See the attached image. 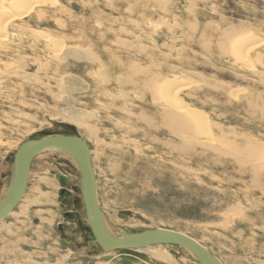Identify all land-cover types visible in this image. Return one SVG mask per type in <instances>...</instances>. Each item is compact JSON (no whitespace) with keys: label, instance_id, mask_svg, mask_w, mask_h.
I'll return each mask as SVG.
<instances>
[{"label":"rangeland","instance_id":"1","mask_svg":"<svg viewBox=\"0 0 264 264\" xmlns=\"http://www.w3.org/2000/svg\"><path fill=\"white\" fill-rule=\"evenodd\" d=\"M0 13V203L21 145L79 136L111 235L170 230L221 264H264V0H0ZM73 167L34 158L0 264H198L172 245L98 246Z\"/></svg>","mask_w":264,"mask_h":264},{"label":"water","instance_id":"2","mask_svg":"<svg viewBox=\"0 0 264 264\" xmlns=\"http://www.w3.org/2000/svg\"><path fill=\"white\" fill-rule=\"evenodd\" d=\"M45 149H60L69 153L81 168L82 199L86 211L90 232L98 246L104 250L139 249L156 245H172L187 248L197 255L199 264H220L219 260L207 251L194 239L182 233L170 230H153L140 234L127 235L120 233L119 239L109 238L102 225V215L97 199V185L94 171L90 161L89 147L79 136H68L59 134L38 140H29L20 146L14 158V170L12 182L5 196L0 203V222L8 217L22 200L27 184L32 162L35 156ZM59 179L68 182V178L58 176ZM60 196H69L67 189H62ZM71 213H66L64 218H70Z\"/></svg>","mask_w":264,"mask_h":264},{"label":"bare ground","instance_id":"3","mask_svg":"<svg viewBox=\"0 0 264 264\" xmlns=\"http://www.w3.org/2000/svg\"><path fill=\"white\" fill-rule=\"evenodd\" d=\"M9 2V1H8ZM11 3V2H10ZM12 4V3H11ZM3 9V8H2ZM1 14V13H0ZM4 16V15H3ZM5 18V17H4ZM89 58V57H88ZM87 59V58H86ZM140 67V66H139ZM134 69V68H133ZM136 70H138V69H136ZM154 79V78H153ZM149 82V81H148ZM155 82V81H154ZM175 90V89H174ZM168 93V90H167V92H166V94ZM156 97V96H155ZM157 99V98H156ZM139 100V99H138ZM170 100L171 99H168V103H169V105H170ZM179 106V105H178ZM170 108L172 107L171 105L169 106ZM175 107H177V106H175ZM172 116V115H171ZM168 120V119H167ZM164 123V122H163ZM81 138V137H80ZM82 139V138H81ZM83 140V139H82ZM84 141V140H83ZM85 142V141H84ZM86 143V142H85ZM87 144V143H86ZM89 147V146H88ZM48 151H54V152H60V153H62V152H64V151H61L60 149H45V150H43V151H41V152H39L37 155H39V154H41V153H43V152H48ZM66 153V152H65ZM36 155V156H37ZM68 155H70L69 153H68ZM89 155H90V149H89ZM35 156V157H36ZM71 156V155H70ZM72 157V156H71ZM73 158V157H72ZM73 160L74 161H76L74 158H73ZM90 161H91V155H90ZM76 163V162H75ZM91 165H92V161H91ZM74 169H76V170H78L79 171V174H81V168H80V166L78 165V163H76V168L75 167H73ZM92 168H93V165H92ZM13 170H14V166H13ZM93 171H94V168H93ZM94 175H95V171H94ZM29 177H30V175H29ZM58 177V176H57ZM67 178V177H66ZM95 179H96V177H95ZM96 185H97V182H96ZM49 186V185H48ZM9 191V190H8ZM71 193V192H70ZM71 196H73L72 195V193H71ZM97 199H98V193H97ZM102 217V216H101ZM102 225H103V228H104V230H105V233H106V235L109 237V238H111V239H119V238H121L120 236L119 237H116L115 235L113 236V235H111L110 233H109V231L107 230V226H106V223L104 222V220H103V217H102ZM158 230V229H157ZM190 238V237H189ZM192 239V238H191ZM197 242V241H196ZM200 244V243H199ZM201 245V244H200ZM160 246V245H159ZM177 247H180V248H182L184 251H186L188 254H190L189 255V257H190V259L191 260H193V261H195L196 263H198L199 264V258L197 257V255L196 254H194L192 251H190V250H188L187 248H184V247H181V246H177ZM204 247V246H203ZM205 248V247H204ZM206 249V248H205ZM207 250V249H206ZM208 251V250H207ZM213 255V254H212ZM215 257V256H214ZM221 264V263H220Z\"/></svg>","mask_w":264,"mask_h":264},{"label":"flooded vegetation","instance_id":"4","mask_svg":"<svg viewBox=\"0 0 264 264\" xmlns=\"http://www.w3.org/2000/svg\"><path fill=\"white\" fill-rule=\"evenodd\" d=\"M71 218H74V215H72Z\"/></svg>","mask_w":264,"mask_h":264}]
</instances>
